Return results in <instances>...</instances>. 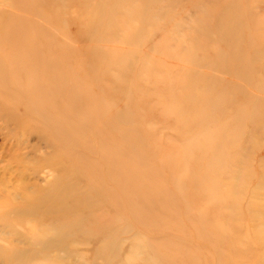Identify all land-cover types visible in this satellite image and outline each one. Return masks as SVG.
Wrapping results in <instances>:
<instances>
[{
  "label": "rangeland",
  "instance_id": "rangeland-1",
  "mask_svg": "<svg viewBox=\"0 0 264 264\" xmlns=\"http://www.w3.org/2000/svg\"><path fill=\"white\" fill-rule=\"evenodd\" d=\"M0 104V264H264V0H0Z\"/></svg>",
  "mask_w": 264,
  "mask_h": 264
},
{
  "label": "bare ground",
  "instance_id": "bare-ground-1",
  "mask_svg": "<svg viewBox=\"0 0 264 264\" xmlns=\"http://www.w3.org/2000/svg\"><path fill=\"white\" fill-rule=\"evenodd\" d=\"M1 108L2 105L0 104V110ZM6 115L8 114L6 113ZM14 117L15 116L10 115L9 119L13 120ZM85 203H87L85 199L83 201L75 200L69 189L65 186L60 188L57 192L49 194L45 200L42 201L43 205L46 204L42 212L44 215L54 217V220L50 222V235H46L47 237L43 240H39V238L34 240V242L42 246L43 251H40L41 256L44 257L45 252L53 248H58L57 250L63 252L62 254L74 252V249L70 250V246L73 245L76 241L74 239L80 234L87 233L89 238H91L89 235L90 233L85 230V227L80 222L81 220H85V217L84 212L79 210V208L81 204ZM26 215L25 211L21 210L14 217L21 218ZM42 233L44 236L46 231L42 230ZM68 243H70V245ZM74 245H78V243L76 242ZM103 245V247L98 248L96 251L99 254L102 264H134L126 263V260H120L119 263H114V261L118 259L116 255L119 250L114 245L108 246V242H104ZM21 253L20 256H17L15 253L13 257L18 260L22 255H28L27 251H22ZM47 258L51 262H55L54 259L58 257L53 258L48 256Z\"/></svg>",
  "mask_w": 264,
  "mask_h": 264
}]
</instances>
